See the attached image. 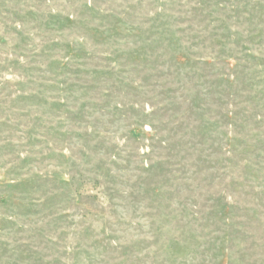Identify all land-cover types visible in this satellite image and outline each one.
<instances>
[{
	"label": "rangeland",
	"instance_id": "1",
	"mask_svg": "<svg viewBox=\"0 0 264 264\" xmlns=\"http://www.w3.org/2000/svg\"><path fill=\"white\" fill-rule=\"evenodd\" d=\"M0 264H264V0H0Z\"/></svg>",
	"mask_w": 264,
	"mask_h": 264
}]
</instances>
